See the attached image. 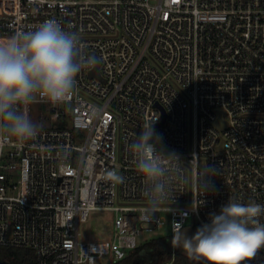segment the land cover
I'll return each mask as SVG.
<instances>
[{
	"label": "built area",
	"instance_id": "obj_1",
	"mask_svg": "<svg viewBox=\"0 0 264 264\" xmlns=\"http://www.w3.org/2000/svg\"><path fill=\"white\" fill-rule=\"evenodd\" d=\"M47 20L96 63L68 101L31 107L35 140L0 149V247L30 249L35 264H120L167 215L173 259L189 221L210 223L230 197L264 205V0H0V38ZM158 117L164 154L181 162L151 210L128 146ZM92 211L114 213L110 240H80ZM245 264H264V249Z\"/></svg>",
	"mask_w": 264,
	"mask_h": 264
},
{
	"label": "clouds",
	"instance_id": "obj_2",
	"mask_svg": "<svg viewBox=\"0 0 264 264\" xmlns=\"http://www.w3.org/2000/svg\"><path fill=\"white\" fill-rule=\"evenodd\" d=\"M95 63L85 53L78 35L55 20L0 38V149L5 142L23 146L35 140L41 125L29 115L31 107L68 101L78 74ZM158 119L146 123L128 146L142 180V195L151 210L172 197L173 177L180 171L173 165L181 162L175 153L164 154L161 137L153 127ZM214 175L211 167L201 171L196 180L198 189L211 191L210 178ZM107 177L113 182L123 181L116 171L108 172ZM262 215L264 205L255 201L245 204L230 197L194 236L188 238L183 232L177 246L197 254L206 264H245L264 249Z\"/></svg>",
	"mask_w": 264,
	"mask_h": 264
},
{
	"label": "rangeland",
	"instance_id": "obj_3",
	"mask_svg": "<svg viewBox=\"0 0 264 264\" xmlns=\"http://www.w3.org/2000/svg\"><path fill=\"white\" fill-rule=\"evenodd\" d=\"M191 203V192L189 191V196L187 201L183 204L185 207H190ZM166 223L164 227L160 230H154L152 233L145 234L144 236L137 239V243L140 246L148 244L150 241L155 239H162L164 242L167 239L170 240V229L168 226V216L165 215ZM113 222H114V213L109 211H92L90 212L88 219L84 223H80L78 226L80 233V240H89V241H108L111 239L113 234ZM188 228H193L197 231L199 228L198 225L193 224L189 221ZM179 238V235L176 237ZM177 239H175L174 247L175 250L178 249L180 254L178 255L177 262H173L174 258L171 260V264H199L201 261H204L197 254L187 252L183 246H177ZM152 251L143 248L142 251L138 254L136 260L138 264L145 262H150L152 259Z\"/></svg>",
	"mask_w": 264,
	"mask_h": 264
},
{
	"label": "trees",
	"instance_id": "obj_4",
	"mask_svg": "<svg viewBox=\"0 0 264 264\" xmlns=\"http://www.w3.org/2000/svg\"><path fill=\"white\" fill-rule=\"evenodd\" d=\"M143 248L152 251V259L150 262L142 264H165L172 260L171 244L169 242H164L162 239H155L131 252L128 255V259L125 260L123 264H131L135 261ZM179 254L180 252L178 249L175 250V258L173 257L174 263L177 262ZM0 261L5 262L6 264H35V254L32 250L26 248L0 247ZM199 264H206V262L201 261Z\"/></svg>",
	"mask_w": 264,
	"mask_h": 264
},
{
	"label": "water",
	"instance_id": "obj_5",
	"mask_svg": "<svg viewBox=\"0 0 264 264\" xmlns=\"http://www.w3.org/2000/svg\"><path fill=\"white\" fill-rule=\"evenodd\" d=\"M183 232H184L185 236L188 237V238H191V237L194 236L195 233H196V231H195L194 229H192V228H188V229H186V230L183 231ZM183 232H182V233H183ZM182 233H181V234H182ZM181 234L179 235V237L181 236ZM0 264H6V263L3 262V261H0ZM133 264H138V261L135 260V261L133 262Z\"/></svg>",
	"mask_w": 264,
	"mask_h": 264
},
{
	"label": "crops",
	"instance_id": "obj_6",
	"mask_svg": "<svg viewBox=\"0 0 264 264\" xmlns=\"http://www.w3.org/2000/svg\"><path fill=\"white\" fill-rule=\"evenodd\" d=\"M124 262V261H123ZM123 262L122 263H120V264H123Z\"/></svg>",
	"mask_w": 264,
	"mask_h": 264
},
{
	"label": "flooded vegetation",
	"instance_id": "obj_7",
	"mask_svg": "<svg viewBox=\"0 0 264 264\" xmlns=\"http://www.w3.org/2000/svg\"><path fill=\"white\" fill-rule=\"evenodd\" d=\"M127 259H128V258H127ZM127 259H126V260H127ZM131 264H133V262H132Z\"/></svg>",
	"mask_w": 264,
	"mask_h": 264
}]
</instances>
